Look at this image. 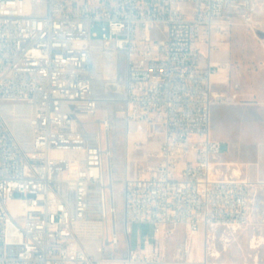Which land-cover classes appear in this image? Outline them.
Masks as SVG:
<instances>
[{
  "label": "built area",
  "instance_id": "built-area-1",
  "mask_svg": "<svg viewBox=\"0 0 264 264\" xmlns=\"http://www.w3.org/2000/svg\"><path fill=\"white\" fill-rule=\"evenodd\" d=\"M257 5L0 0V264H219L209 259L220 255L217 231L248 223L254 182L236 174L213 136L212 108L225 96L213 89L222 63L211 56L214 36L224 41L237 18L252 24ZM157 25L165 37L154 38ZM117 120L128 137L157 123L161 139L149 153L155 163L126 171L127 253L106 256L120 246ZM135 222L154 227L137 248ZM179 229L173 261L167 238ZM202 232L203 258L194 261Z\"/></svg>",
  "mask_w": 264,
  "mask_h": 264
},
{
  "label": "rangeland",
  "instance_id": "rangeland-1",
  "mask_svg": "<svg viewBox=\"0 0 264 264\" xmlns=\"http://www.w3.org/2000/svg\"><path fill=\"white\" fill-rule=\"evenodd\" d=\"M258 5L253 14L252 24H245L240 18L226 33L225 40L229 46V63L231 80L235 81L238 90L247 94L237 98L243 102L253 103L246 113L233 114L227 106L231 100L226 97L231 92L214 90L225 96V101L213 106L212 132L215 138L222 141L223 159L229 161L232 168H238L236 174L248 177L253 182L250 196V218L247 224L237 231H217L215 251L218 257H209L219 264H264V0H257ZM154 38L166 35L165 26L157 25L153 29ZM108 105L102 104L98 116L103 114ZM145 129L146 134H137L128 140L125 125L117 120L110 131L112 138V188L116 192L119 211L118 225L120 246L117 250H108L106 256H124L127 253V237L122 224L123 179L126 171L133 176L137 170L148 163H155L157 158L149 156L159 148L161 135L160 126L150 123ZM69 152H57L61 155ZM111 188V187H110ZM94 214L98 215L97 205L93 206ZM154 227L148 222H135L130 226L131 245L137 248L144 239L152 236ZM183 239V231L179 229L172 237L167 238V250L173 261H178L175 254ZM257 243L259 246L253 247ZM203 232L197 241L194 261L203 258ZM120 264V263H104ZM181 264H196L182 262Z\"/></svg>",
  "mask_w": 264,
  "mask_h": 264
},
{
  "label": "crops",
  "instance_id": "crops-1",
  "mask_svg": "<svg viewBox=\"0 0 264 264\" xmlns=\"http://www.w3.org/2000/svg\"><path fill=\"white\" fill-rule=\"evenodd\" d=\"M214 42L218 44V47L213 50L212 52V61L222 63L220 69L215 72L212 76L213 81V89L219 91L226 90L227 92H231L232 94L237 93V96H241L243 94H247L244 90H238L235 87V81L231 80V65L229 61V46L226 43V40L220 41L217 35L214 36ZM204 50L206 47L204 46ZM253 103L250 102H243L239 99L235 101H231L227 106L228 111H232L233 114L238 113H246L248 108H252L251 106ZM212 115H213V108H212Z\"/></svg>",
  "mask_w": 264,
  "mask_h": 264
},
{
  "label": "bare ground",
  "instance_id": "bare-ground-1",
  "mask_svg": "<svg viewBox=\"0 0 264 264\" xmlns=\"http://www.w3.org/2000/svg\"><path fill=\"white\" fill-rule=\"evenodd\" d=\"M215 94L219 95V93H216V92H215ZM137 134H142L143 135V134H146V131L143 128H140V130H137V131L131 130V132L129 134V137H128V140L131 141L132 137L137 135ZM237 170H239V169L237 168ZM252 246L256 247V246H259V245L257 243H253Z\"/></svg>",
  "mask_w": 264,
  "mask_h": 264
}]
</instances>
